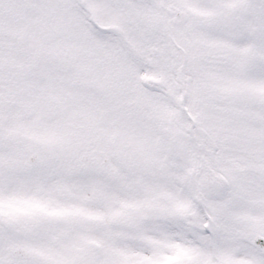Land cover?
Masks as SVG:
<instances>
[{
    "label": "snow or ice",
    "instance_id": "1",
    "mask_svg": "<svg viewBox=\"0 0 264 264\" xmlns=\"http://www.w3.org/2000/svg\"><path fill=\"white\" fill-rule=\"evenodd\" d=\"M0 264H264V0H0Z\"/></svg>",
    "mask_w": 264,
    "mask_h": 264
}]
</instances>
